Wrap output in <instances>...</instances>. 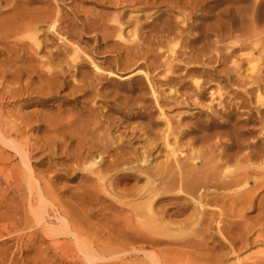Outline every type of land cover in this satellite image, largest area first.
I'll return each instance as SVG.
<instances>
[{
    "label": "rangeland",
    "instance_id": "1",
    "mask_svg": "<svg viewBox=\"0 0 264 264\" xmlns=\"http://www.w3.org/2000/svg\"><path fill=\"white\" fill-rule=\"evenodd\" d=\"M255 1L198 0L197 9L189 14L192 25L178 40L173 33L184 21L176 17V9L160 0L146 4L144 0L51 1L67 12L62 26L69 30L64 39L68 51L58 37L39 33L40 45L31 52V60L16 62L23 66V75L15 80L0 74V96L6 88L17 87L20 92L15 98L3 95L0 99V128L20 141L29 162L25 166L0 140V197L13 202L10 205L18 207L15 216L21 218V226L18 222L12 230L7 228L12 235L0 237V264H183L186 258L199 264L264 262L263 173L252 175L263 182L256 188L252 178L242 187L250 189L244 200L234 202L235 206L231 197L223 204L211 203L199 222L193 217L194 205L177 190L161 189L153 198L141 192L146 171L171 160L162 135L170 145L192 154L193 160L188 161L196 166L209 155L206 150L213 144L217 147L211 148L212 154L224 148L231 155L250 153L248 163L252 165L264 162V38L259 47H253L247 32L234 30L248 26L239 22L240 17L251 11ZM258 1L264 15V0ZM35 3L31 6L42 5ZM131 17L141 26L139 37H161L162 43L152 45L155 54L143 48H138V55L128 52V46L134 44L129 37L132 26H126L119 36L116 25ZM163 23L174 32L154 34ZM103 24L112 28L103 29ZM174 45L171 54L169 47ZM55 48L62 54L51 58L48 51ZM74 50L79 54L78 73H72ZM4 58L0 55V61ZM64 60L68 72L63 76L68 84L44 94L50 90L38 78L39 70L59 69L58 65L64 69ZM92 62L100 74L95 73ZM4 68L8 69L0 63V70ZM80 82L90 83L91 91L88 85L85 94L78 92L74 84ZM13 115L25 122L15 133L12 124L18 122L12 120ZM51 122L58 123L54 129L48 125ZM78 151L91 159L100 157L102 165L112 159L118 165L91 168L100 173L98 177L84 169L90 159L85 164L73 163ZM232 158L224 161L225 170L241 164ZM84 174L91 177L86 179ZM155 182L160 187L165 184ZM37 187H42L50 209L48 220L61 225L55 229L61 231L57 242L67 246L62 252L49 245L44 229L30 226L28 203L37 204ZM147 203L154 212L151 219L135 209L149 206ZM71 224L82 233L76 235ZM151 225L165 226V233L155 232ZM230 240L234 253L228 248ZM83 242L114 251L90 262L77 250L76 244Z\"/></svg>",
    "mask_w": 264,
    "mask_h": 264
},
{
    "label": "bare ground",
    "instance_id": "2",
    "mask_svg": "<svg viewBox=\"0 0 264 264\" xmlns=\"http://www.w3.org/2000/svg\"><path fill=\"white\" fill-rule=\"evenodd\" d=\"M51 1H53V0H0V55H5V58L2 59L0 61V63L2 65H5L8 67V69L4 68L3 70H0L1 76L4 77L7 75V76H10L11 78H13L15 80H18L19 77L21 75H23V69H22L23 66L21 67L19 65H16V62H23L25 58L31 60V56H32L31 52H35L36 49H38V46L40 45L39 44L40 41L38 40V34L39 33H41L44 37L45 36L50 37L51 39H53V38L56 39L58 37V39H59L58 43L61 42L62 45H64L63 50H67L68 44L64 42V39L66 36H68L69 32L67 33V31H69V30H67V28L66 29L63 28L64 26H62V24L64 22H67V20L65 19L67 16V12L62 11L60 3L55 2V3H53V5H51ZM141 1H143V0H141ZM147 1L148 0H144L145 4L147 3ZM35 2H41L42 5L37 6V7H35L34 5H33L34 7L31 6L32 3H35ZM61 2H62V0H61ZM155 2H156V0H152V3H155ZM160 2L167 3V5L170 7L171 10L176 9V11H177L176 17L179 20L183 19L182 21H184V22H183V26H177L176 27V29H177L176 33H173L174 31L170 26H168V23H163L160 27L157 28L158 30L154 34L159 35V33H166V34L173 33V34H175L174 39H176V40L180 39L178 37H181L180 35H183L182 32H184V30H186V28H188L192 25V23L188 22L189 14L191 13L192 10L197 9L196 7H198V4H199L198 0H160ZM253 3L254 4H253L252 8H250L251 9L250 12H247L242 16L240 15L241 17L237 16V17H240L239 22H242V21L247 22L248 26L247 27H240L238 29L234 28V30H239L240 32H243V33L247 32L249 34L250 41L253 42V47H259L262 43V39L264 38V35H263L264 34V15L261 13L262 11H260L261 7H262L261 1L256 0ZM67 18H68V16H67ZM132 19L133 18L131 17V18L127 19V21H124V22L119 21L118 24L116 25V27H118L117 30H118L119 36H121V33H122L123 29L126 28V26H128V25L132 26V28L130 29V36L129 37H130V42L133 41L134 44H132L131 46H128V50H129L128 52L132 51L131 54L134 53L135 55H138L139 54L138 48H141V49L143 48V49H145L146 52L152 51L155 54V51L152 48V45L154 43H162V40L160 39L161 37L158 38L156 35H152V36L149 35V37L151 36L150 39H146L145 36H144L145 38L143 36L139 37L137 30L139 29V27L141 30V26L139 23H137V21H135L136 23H133ZM134 19H136V18H134ZM134 19H133V21H134ZM259 25H260L261 29H257V28H260ZM82 27H84V24L82 25ZM110 28H112V26H108V25L103 24V29L107 30ZM126 39H127V37H126ZM151 40H154V41H151ZM168 41H171V39ZM51 44H52V42H51ZM174 47H175V45L172 47H169L171 54L174 53ZM55 49L56 50L53 52L48 51L49 56L50 55L57 56V55L62 54V51L60 49H58V48H55ZM146 52H144L142 54L146 55ZM74 53H75L74 54L75 58H73L74 60H73V64H72V67H73L72 73H78V72H76V69L79 68L78 67L79 64L77 62V58H79V54H78L77 50H74ZM60 59H62V58H60ZM62 62L66 66V68H64V69H62V67L60 65H58L59 69L47 68L45 71L39 70V72H38V69L36 67H33L34 65H30L31 66L30 69L33 72L39 73L38 78L44 80L45 88L47 90H50L44 94H46V95L50 94L51 92H54V90L57 92V90H56L57 88L68 84L67 81L64 80V76H63L68 72L67 71L68 63H67V60H64ZM63 64H62V66H64ZM92 65L94 67L95 73H99L98 72L100 70L99 67L96 64H94L93 62H92ZM99 74H98V76H100ZM94 75H97V74H94ZM145 76H146V74H145ZM65 77H67V75ZM88 85H89V87L92 86L90 83L89 84H84V83L82 84L81 83V84H77V85L74 84V86L79 89L78 92L82 91L83 94L86 93L87 89L85 90V88L88 87ZM3 87L6 88L7 86H3ZM16 88H13V89L6 88V91L4 92L3 95H5L6 97H10V98L14 97L15 98V96L20 93L19 89H16ZM90 91H91V87H90ZM153 93H155V92L153 91ZM83 94H82V96H83ZM3 95L0 96V99L3 97ZM12 120L18 122L17 124H12L13 129H14V133L16 132L17 129H19L21 127L20 126L21 124L25 125L24 118L22 121V119L20 117L13 115ZM25 120H26V118H25ZM27 123L28 122L26 121V124ZM57 124L58 123H56V122H51L50 124L48 123L49 126H52V129H54ZM162 136H163V139L166 143V146L168 147V156L170 157L171 160H167L165 163L156 166L155 168L151 169L152 171H150L149 173L146 171V184L141 189V192L143 193V195L146 194L147 197L153 198L154 196H156L160 193L161 189H166V190H170V191H172L174 189L177 190V192L184 194L186 196V198L188 197V201H189L190 205H194L193 207L195 210H194L193 217L195 218L194 219L195 221L199 222V219H201L202 218L201 216H203V214H204L205 206H208L211 203L216 204V202H220L221 204H223L225 202V200H227L226 197L232 198V200H231L233 202L232 205L235 204L234 202H236V204H237V201L244 200L243 198H245L248 195L250 189L249 188H242V187L246 185L247 180L249 178L253 179V183H254L252 185L253 188H256V186H258L259 182H261V181H258L260 179H258L257 177H254V176L252 177V175H255V174L260 175L261 173L264 174V162L261 163L260 165L259 164L258 165H252V164L248 163L251 156H252L250 153L241 154V155L240 154L237 155V154L232 153L233 155H231V154L227 153L226 151H224L223 150L224 148L223 149L220 148L221 150L217 149L219 151L217 153L212 154L214 152V150L213 151H211V150L213 148L217 147V146L215 147V144H213L214 146L210 145L209 148L206 150V151H208V153H206V155L207 154H209V155H207V156L204 155L206 157H202V163L200 164V166H196V165L192 164V162H191L194 158V156H190L192 154H188L185 151H181L177 147L170 145L168 143V140H167L168 137L166 138V135H162ZM53 138H55V137H53ZM0 140L6 146L11 147L21 157L25 166H27V167L29 166L28 165L29 162H28L27 152H25V150L19 145L20 141H18V139L16 137H11L10 135H5L4 133H2L1 128H0ZM209 141H210V139L208 140V142ZM51 144L55 145V142H52ZM51 144H47V146L50 147ZM90 145L92 146V144H90ZM96 145H98V144H95V146ZM98 146L100 148L102 147L100 145H98ZM232 157H234V159L237 158L241 164L238 165V167L235 170H225L226 168L223 167V164L225 163L224 161H227L230 159L233 160ZM188 159L191 161H188ZM88 160H89V163L87 166H85L84 169L85 170L89 169L88 170L89 173L96 174V175H98V177H100L99 176L100 173L99 172L95 173V171L91 168H94V167L96 168L97 166H106V169H109L111 167L113 168L116 165H118L116 162L118 160H115V159H112L109 162L102 165L101 162L99 163L100 157H99V159H96V158L91 159L87 154L80 155L79 151L73 157V163H75L76 165H77V163H84L85 164V162H88ZM102 162H103V160H102ZM28 172H30V171L28 170ZM82 176L86 179H89L91 177L90 175H87V174H84ZM156 180H160L162 183H165L164 186L160 187L159 184H156V182H155ZM261 183H263V182H261ZM31 185H32V183H31ZM34 186H37L36 183ZM260 186H261V184H260ZM235 187H237V188H235ZM36 190L38 193L37 204H35L36 202H32L31 200H29V203H28L29 215H30V217H28V219H30V221L32 223V225H30V226L34 225L35 227L38 226L39 228L44 229V234L47 236V238L50 239L49 245L52 247L58 246L60 248V251L62 252V251H64V249L67 246L64 245L63 242H57L58 240L56 237L60 235L61 231L59 232L55 229L56 227L60 228L61 225H58V226L55 224L53 225V223H51L50 220H48L47 217H48V213H49L50 209L48 210V205L45 202V199L43 198L42 187H40V188L37 187ZM5 198H8V197H5ZM10 201H11V199H10ZM13 201H15V200H13ZM12 203L13 202H11V203L9 201L7 202V200L0 197V237L4 234L5 235L9 234L8 230H7L8 227H9L8 229H11L10 227L15 226L16 224H18V222L21 226L20 216L18 217L19 220H17L18 218H17V216H15V214H17L16 212L18 210L17 209L18 207L17 208L15 207V209H17L15 211L14 207L10 205ZM147 204H149V203H147ZM135 209L137 211V214L145 216L147 219H151L154 217V212L152 211L150 204H149V206H146L145 208L137 206ZM184 211H185V209L183 210V212ZM235 211H236V209H235ZM218 214L220 215L221 213H218ZM14 216L17 219H15ZM190 218H191V216H190ZM186 220L185 221L183 220V224H186ZM218 221L220 222L221 220L219 219ZM60 222H62V220H60ZM230 223H234V220L232 222L229 221L228 225ZM24 226H26V224ZM16 227H18V226H16ZM71 227H72V230H74L77 233L76 235H79V233H82V231H83V230L81 231V229L78 226H76L75 224H71ZM151 227H152V225H151ZM164 227L165 226H163V225L162 226H153L152 229L155 232L161 231L162 233H165L164 230H166V229ZM262 229H264V227ZM11 230H9V231H11ZM17 233L18 232H16V234ZM62 233H63V231H62ZM69 233H71V232H69ZM192 233H191V235H192ZM9 235H12V234H9ZM74 235H75V233H74ZM10 238H11V236H10ZM75 241H77V240H75ZM47 242H48V240H47ZM190 246H193V244ZM228 246H229L228 248L230 249L229 251L231 253H234V246H233V243L231 242V240L228 243ZM76 247H77V250H79V252L85 257V259H88V261H90V262L105 259V258L109 257L112 254V252L114 251V249L112 247H106V246H97L96 247L95 246L96 248H94L91 245H89V246L85 245V243L84 244L77 243ZM0 254L3 255V252H1ZM3 260H5V259H3ZM4 264H6V263L4 262ZM181 264H182V262H181ZM183 264H199V263H198V261H196L194 259L190 260V258H186ZM236 264H264V262L259 261V260H256L252 263H242L240 261H237Z\"/></svg>",
    "mask_w": 264,
    "mask_h": 264
}]
</instances>
